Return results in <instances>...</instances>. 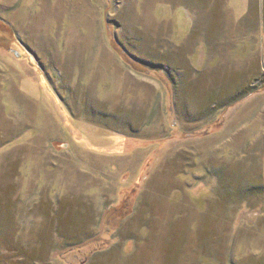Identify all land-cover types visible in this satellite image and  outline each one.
<instances>
[{"label": "rangeland", "instance_id": "1", "mask_svg": "<svg viewBox=\"0 0 264 264\" xmlns=\"http://www.w3.org/2000/svg\"><path fill=\"white\" fill-rule=\"evenodd\" d=\"M0 264H264V0H0Z\"/></svg>", "mask_w": 264, "mask_h": 264}]
</instances>
